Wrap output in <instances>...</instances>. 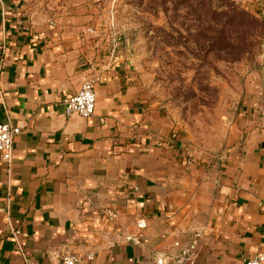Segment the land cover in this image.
<instances>
[{"label":"crops","instance_id":"0c3cea01","mask_svg":"<svg viewBox=\"0 0 264 264\" xmlns=\"http://www.w3.org/2000/svg\"><path fill=\"white\" fill-rule=\"evenodd\" d=\"M243 1L264 20V0ZM89 21L77 3L0 0V122L26 126L8 166L0 161V264H57L66 253L78 264H165L175 240L195 235L186 264H243L264 251V67L227 147L191 155L152 119L127 66L89 43ZM94 72V113L66 115L63 100Z\"/></svg>","mask_w":264,"mask_h":264},{"label":"rangeland","instance_id":"374dc122","mask_svg":"<svg viewBox=\"0 0 264 264\" xmlns=\"http://www.w3.org/2000/svg\"><path fill=\"white\" fill-rule=\"evenodd\" d=\"M54 1L57 8L77 3L87 9L89 43L108 62L127 66L152 119H165L187 153H221L227 147L232 125L244 117L245 95L263 80L264 20L253 8L235 0L258 21L248 28L254 47L235 55L227 42L237 32L232 35L226 16L211 18L207 0ZM218 34L222 49L212 44Z\"/></svg>","mask_w":264,"mask_h":264},{"label":"built area","instance_id":"2783aa9c","mask_svg":"<svg viewBox=\"0 0 264 264\" xmlns=\"http://www.w3.org/2000/svg\"><path fill=\"white\" fill-rule=\"evenodd\" d=\"M260 57L264 60V42L260 45ZM94 69V65H91ZM100 80V75L94 72L90 77L85 79L80 85L79 90L66 97L63 100L64 112L66 115L77 114L82 117L90 116L96 108L95 84ZM24 122L12 124L10 122H0V161L8 166L12 158L13 138L25 129ZM175 137V134L173 135ZM217 162L220 164L221 157L216 156ZM193 163L192 159H187L186 164ZM103 215L109 219H116L117 212L111 209H104ZM138 227L145 226L143 216L137 217L135 220ZM20 230H14L18 234ZM197 235L186 240H175L173 245L175 250L162 258L165 264H186L197 247ZM127 240L135 241L136 239L130 235L126 236ZM87 259H92L93 254L87 253ZM82 256L78 253L64 254L57 264H78ZM243 264H264V251H259L253 256L243 260Z\"/></svg>","mask_w":264,"mask_h":264},{"label":"trees","instance_id":"16d2710c","mask_svg":"<svg viewBox=\"0 0 264 264\" xmlns=\"http://www.w3.org/2000/svg\"><path fill=\"white\" fill-rule=\"evenodd\" d=\"M175 0H173L174 2ZM182 4L188 0H179ZM200 4H204L206 0H198ZM210 2L209 9L211 11V18L216 20L220 16H226L227 24L232 27V35L237 32L238 42H234L235 39L230 37V40L227 42L228 53L245 55L250 52V50L255 45V40L252 39V33L250 32V27L257 24V19L249 11L239 6L235 0H207ZM159 3V2H158ZM161 6V3L158 4L157 8ZM201 8V6H200ZM237 26V28H234ZM221 33V31H219ZM212 44L218 46L222 49L221 40L219 34L216 35Z\"/></svg>","mask_w":264,"mask_h":264}]
</instances>
